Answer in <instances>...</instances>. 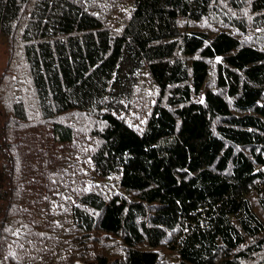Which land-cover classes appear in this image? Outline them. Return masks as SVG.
Returning a JSON list of instances; mask_svg holds the SVG:
<instances>
[{"label": "trees", "instance_id": "1", "mask_svg": "<svg viewBox=\"0 0 264 264\" xmlns=\"http://www.w3.org/2000/svg\"><path fill=\"white\" fill-rule=\"evenodd\" d=\"M94 1L0 0V264L264 252V50L231 32L236 10L264 24V0H129L116 31ZM202 19L229 29L187 28ZM142 73L158 93L136 128L117 112ZM69 113L96 120L79 165Z\"/></svg>", "mask_w": 264, "mask_h": 264}, {"label": "rangeland", "instance_id": "2", "mask_svg": "<svg viewBox=\"0 0 264 264\" xmlns=\"http://www.w3.org/2000/svg\"><path fill=\"white\" fill-rule=\"evenodd\" d=\"M95 2V3H94ZM92 3L93 8L98 12V8L102 9L105 14L104 23L107 25L111 31L118 30L124 23L125 18L128 14L129 9V0H95ZM101 10V11H102ZM236 10L233 12L232 15H237L241 17H247L248 23L246 30L244 32L240 30H231L232 34L238 37L243 42H248L250 44L256 45L257 47H261L264 50V39L262 38L264 34V24L255 22V19H251L252 13H248V11H240ZM187 28H191L195 30L197 27L205 29L208 35H212L214 31H211L212 27H222L220 24H216L215 22H211L207 19L199 20L198 22H191L188 21ZM185 25V24H183ZM225 29H229L228 25L223 26ZM222 27V28H223ZM2 39L0 38V65L3 66L6 64L5 60H7L8 55V48L6 46V42L4 40L3 43ZM212 66V64H211ZM213 69V67H212ZM213 72L211 70L210 75L206 81V88L214 89L215 88V78L213 76ZM139 82L132 92L133 94L129 97L127 105L123 107L122 110L118 111L117 113L127 121L128 124L133 125L136 128H140L143 124V119L145 118L146 114L149 111V106L153 103L156 99L158 88L153 84L151 79H148V75L146 73H142L141 77L139 78ZM201 98V97H200ZM70 114V113H69ZM71 116V114H70ZM73 119L74 124V132L75 138L73 142L70 143L69 151H71V159L70 161L75 165L82 164L86 161L88 157L89 150L92 149L94 146H97L99 140L97 137L92 136L89 131H92L94 127H96L95 119L90 117L88 119H83L79 115L71 116ZM78 136H85L84 139H80ZM68 148V146H67ZM78 149L81 151L79 154H75L72 150ZM87 156V157H86ZM251 207L254 210V213L264 222V214L261 212L262 210L257 203V197L254 192L249 194V198ZM264 234V232H263ZM159 259L170 261L174 260L175 254L173 251H170L165 246L158 248ZM264 252H260L258 254H253L246 258V260H236L232 259L231 261L233 264H264ZM223 257L217 256L213 264H221Z\"/></svg>", "mask_w": 264, "mask_h": 264}]
</instances>
